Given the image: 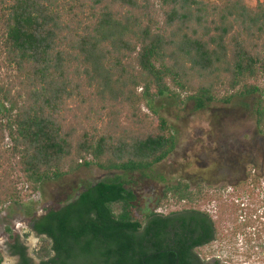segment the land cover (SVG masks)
I'll use <instances>...</instances> for the list:
<instances>
[{
  "label": "trees",
  "instance_id": "trees-1",
  "mask_svg": "<svg viewBox=\"0 0 264 264\" xmlns=\"http://www.w3.org/2000/svg\"><path fill=\"white\" fill-rule=\"evenodd\" d=\"M263 80L264 0H0V207L22 208L38 264H220L203 250L213 242H240L239 257L264 264V175L253 169L218 189L166 183L160 199L180 204L167 212L142 207L140 181L121 174L42 213L32 199L80 167L142 178L165 160L177 139L143 111L156 113V98L204 109L256 96L264 136ZM6 231L9 251L31 264Z\"/></svg>",
  "mask_w": 264,
  "mask_h": 264
},
{
  "label": "rangeland",
  "instance_id": "rangeland-1",
  "mask_svg": "<svg viewBox=\"0 0 264 264\" xmlns=\"http://www.w3.org/2000/svg\"><path fill=\"white\" fill-rule=\"evenodd\" d=\"M246 3L252 7L256 0H246ZM262 83L264 84V80ZM218 94L225 95L227 91L220 89ZM181 97L184 102L181 105L166 97L156 98L150 105L156 113L143 107L146 113L164 117L172 126L177 139L175 149L165 160L144 173V177L140 178L138 173L124 175L121 172H110L94 165L80 167L59 180L49 181L41 186L40 191L32 198L37 213H42L46 207L61 205L71 190L80 189L87 183L112 177L114 174L139 180L140 186L135 188V193L142 207L160 212L180 207V204L169 205L160 199L164 184L174 183L178 178H186L192 187L198 181L218 189L219 186L227 187L250 169L264 175V136L257 133L254 119L256 96L242 101L234 97L229 103L217 100L204 109H196L194 101L184 95ZM8 145V138H4L0 142V149ZM251 156L255 159L254 165L248 163ZM262 197L264 198V191L260 193V198ZM214 204L213 201L207 202L203 207L213 211ZM6 227L28 244L29 251H33L38 245V237L33 232L24 235L29 227L22 208L4 205L0 207V264H10L12 261L6 249L10 241ZM235 248L237 251L228 245L213 242L203 247V250L208 263L217 260L220 264H257L239 257L243 248L240 242ZM33 257L38 260L34 255Z\"/></svg>",
  "mask_w": 264,
  "mask_h": 264
},
{
  "label": "flooded vegetation",
  "instance_id": "flooded-vegetation-1",
  "mask_svg": "<svg viewBox=\"0 0 264 264\" xmlns=\"http://www.w3.org/2000/svg\"><path fill=\"white\" fill-rule=\"evenodd\" d=\"M38 214V213H37ZM36 235V234H35ZM37 236V235H36ZM38 237V236H37ZM18 241L23 244L25 246V255L27 257H29L31 259L30 263L31 264H38L39 263V260H36L33 255H32V250L30 249V251L28 250V244L23 241L22 239H18ZM12 243H14V241H11ZM6 249H7V253L8 255L12 258V261L10 264H19L20 261H21V258L18 254H13L9 251V247H8V243L6 245Z\"/></svg>",
  "mask_w": 264,
  "mask_h": 264
}]
</instances>
